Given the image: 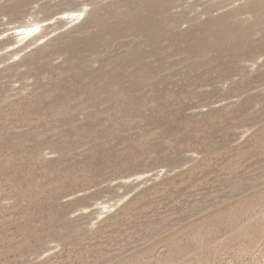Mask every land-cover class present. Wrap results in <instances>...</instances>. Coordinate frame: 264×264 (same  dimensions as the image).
Listing matches in <instances>:
<instances>
[{"label": "rangeland", "instance_id": "obj_1", "mask_svg": "<svg viewBox=\"0 0 264 264\" xmlns=\"http://www.w3.org/2000/svg\"><path fill=\"white\" fill-rule=\"evenodd\" d=\"M0 264H264V0H0Z\"/></svg>", "mask_w": 264, "mask_h": 264}, {"label": "bare ground", "instance_id": "obj_2", "mask_svg": "<svg viewBox=\"0 0 264 264\" xmlns=\"http://www.w3.org/2000/svg\"><path fill=\"white\" fill-rule=\"evenodd\" d=\"M86 7H82V9H80L79 11H69L64 13V18L66 19V25H70L73 24L77 21H80V19L83 17L84 13H85ZM80 13H82V16L79 15ZM35 25H39L40 26V30H41V23H33V22H29L26 23L24 25L15 27L13 30V35H14V43L16 46L24 44L25 42H27L28 40H30L31 38L37 36L40 32H37L34 35H29L27 32H20L21 28H26V27H31V26H35Z\"/></svg>", "mask_w": 264, "mask_h": 264}, {"label": "snow or ice", "instance_id": "obj_3", "mask_svg": "<svg viewBox=\"0 0 264 264\" xmlns=\"http://www.w3.org/2000/svg\"><path fill=\"white\" fill-rule=\"evenodd\" d=\"M79 15L82 16V13H80ZM39 30H40V26L35 25V26H31V27L21 28L20 32H27L29 35H34L37 32H39Z\"/></svg>", "mask_w": 264, "mask_h": 264}]
</instances>
